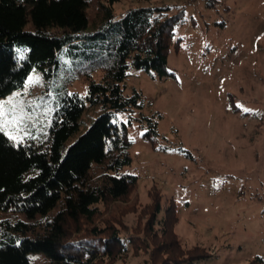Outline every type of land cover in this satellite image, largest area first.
Returning a JSON list of instances; mask_svg holds the SVG:
<instances>
[{
  "label": "trees",
  "instance_id": "16d2710c",
  "mask_svg": "<svg viewBox=\"0 0 264 264\" xmlns=\"http://www.w3.org/2000/svg\"><path fill=\"white\" fill-rule=\"evenodd\" d=\"M117 1L99 0L91 16L92 0H0V97L23 88L35 68L51 83L62 52L72 54L88 84L85 93H57L46 136L17 143L0 133V211L37 219L0 221V264H40L36 254L42 264H110L142 249L153 264H189L212 256L198 247L182 252L173 228L176 203L159 218L164 208L158 194L150 203L146 236L94 223L102 202L127 196L138 182L137 174L124 171L133 161V119L145 130L143 138L160 148L157 113L128 122L114 116L145 106L135 86L126 92L133 69L160 79L174 75L168 55L184 14L183 8L171 12L169 4L131 5L117 14ZM91 111L92 123L70 143ZM87 222L89 232L81 234ZM155 224L162 240L153 246L148 236L157 235ZM249 264H264V258L256 255Z\"/></svg>",
  "mask_w": 264,
  "mask_h": 264
},
{
  "label": "rangeland",
  "instance_id": "374dc122",
  "mask_svg": "<svg viewBox=\"0 0 264 264\" xmlns=\"http://www.w3.org/2000/svg\"><path fill=\"white\" fill-rule=\"evenodd\" d=\"M207 1L118 0L114 4L117 14L141 4H169L171 12L183 8L184 14L175 26L168 55L174 75L160 79L133 69L126 92L135 86L145 106L114 116V121L128 122L140 114L157 113L160 148L143 138L145 130L133 119L129 124L133 161L124 171L137 174L138 182L127 196L102 202L94 223H111L122 233L145 235L150 203L159 195L164 208L159 218L176 203L173 228L182 252L198 247L212 254L189 264H249L256 255L264 258V0H213V7ZM98 2H91V16ZM76 63L72 54L62 52L51 83L35 68L23 88L0 97V101L23 102L24 112L36 120L22 142L46 136L57 93L86 92L87 79ZM94 117L92 111L84 113L70 143ZM171 216L170 211L168 221ZM7 218L37 220L22 212L0 211V221ZM155 225L157 235H147L153 246L162 240L161 228ZM89 229L84 223L80 233L88 234ZM34 258L42 264L40 255ZM153 263L149 251L142 249L110 264Z\"/></svg>",
  "mask_w": 264,
  "mask_h": 264
},
{
  "label": "snow or ice",
  "instance_id": "6c2138e0",
  "mask_svg": "<svg viewBox=\"0 0 264 264\" xmlns=\"http://www.w3.org/2000/svg\"><path fill=\"white\" fill-rule=\"evenodd\" d=\"M29 83L33 81L30 80ZM35 123L33 115L24 112L23 102H17L15 98L0 101V133L6 134L11 141L22 142L30 135L27 129Z\"/></svg>",
  "mask_w": 264,
  "mask_h": 264
}]
</instances>
